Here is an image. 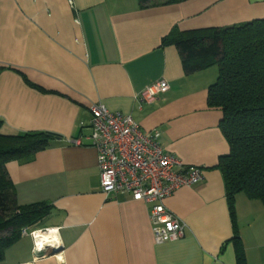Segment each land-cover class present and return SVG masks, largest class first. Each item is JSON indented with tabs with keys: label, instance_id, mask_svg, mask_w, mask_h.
Wrapping results in <instances>:
<instances>
[{
	"label": "crops",
	"instance_id": "1",
	"mask_svg": "<svg viewBox=\"0 0 264 264\" xmlns=\"http://www.w3.org/2000/svg\"><path fill=\"white\" fill-rule=\"evenodd\" d=\"M0 0V131L56 134L31 159L6 165L20 205L46 203L37 228L59 230L61 251L37 257L29 235L0 264H237L220 157L229 153L208 105L216 65L186 74L163 38L264 18V0H180L140 9L137 0ZM164 80L155 102L136 95ZM101 103L159 135L163 149L204 180L164 201L186 226L156 244L150 205L129 194L105 196L96 150L89 145L90 107ZM81 139V145L70 139ZM235 222L247 264H264V205L240 193Z\"/></svg>",
	"mask_w": 264,
	"mask_h": 264
},
{
	"label": "trees",
	"instance_id": "2",
	"mask_svg": "<svg viewBox=\"0 0 264 264\" xmlns=\"http://www.w3.org/2000/svg\"><path fill=\"white\" fill-rule=\"evenodd\" d=\"M140 9L180 0H137ZM177 48L186 74L216 65L218 76L208 89V105L222 112L219 127L229 153L218 160L233 223L237 264H247L235 222V198L244 194L264 205V18L165 37ZM2 121L0 120V128ZM58 139L53 133L5 135L0 131V262L21 237L49 213L46 203L18 204L6 165L31 159Z\"/></svg>",
	"mask_w": 264,
	"mask_h": 264
},
{
	"label": "built area",
	"instance_id": "3",
	"mask_svg": "<svg viewBox=\"0 0 264 264\" xmlns=\"http://www.w3.org/2000/svg\"><path fill=\"white\" fill-rule=\"evenodd\" d=\"M68 3L72 6L73 1ZM169 85L160 80L136 95L141 107L151 104L165 93ZM89 145L96 150L100 190L105 196L129 194L150 205L149 217L154 242L163 244L181 239L185 224L166 209L164 201L177 190L192 187L204 180V171L187 167L167 153L159 135L143 131L127 114L111 111L98 103L90 107ZM81 137L68 142L81 145ZM29 235L36 258L47 256L51 248L61 247L55 227H25L21 236ZM45 235V237H43Z\"/></svg>",
	"mask_w": 264,
	"mask_h": 264
},
{
	"label": "water",
	"instance_id": "4",
	"mask_svg": "<svg viewBox=\"0 0 264 264\" xmlns=\"http://www.w3.org/2000/svg\"><path fill=\"white\" fill-rule=\"evenodd\" d=\"M61 248H62V246L61 247L51 248L48 255H53V254H56V253L60 252L61 251Z\"/></svg>",
	"mask_w": 264,
	"mask_h": 264
},
{
	"label": "rangeland",
	"instance_id": "5",
	"mask_svg": "<svg viewBox=\"0 0 264 264\" xmlns=\"http://www.w3.org/2000/svg\"><path fill=\"white\" fill-rule=\"evenodd\" d=\"M39 224V223H38ZM38 226V225H37ZM37 226L36 225H33V226H30V227H33V228H37Z\"/></svg>",
	"mask_w": 264,
	"mask_h": 264
},
{
	"label": "bare ground",
	"instance_id": "6",
	"mask_svg": "<svg viewBox=\"0 0 264 264\" xmlns=\"http://www.w3.org/2000/svg\"><path fill=\"white\" fill-rule=\"evenodd\" d=\"M43 237H45V235H43Z\"/></svg>",
	"mask_w": 264,
	"mask_h": 264
}]
</instances>
